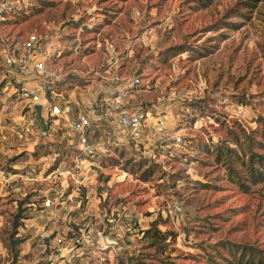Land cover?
I'll list each match as a JSON object with an SVG mask.
<instances>
[{"label": "rangeland", "instance_id": "1", "mask_svg": "<svg viewBox=\"0 0 264 264\" xmlns=\"http://www.w3.org/2000/svg\"><path fill=\"white\" fill-rule=\"evenodd\" d=\"M20 7L0 25V37L17 43L36 33L51 43L62 106L82 108L107 71L138 74L129 103L153 121L164 116L160 128L180 137L167 143L160 171L150 176L148 165L117 152L110 155L117 164L90 166L88 211L103 194L129 209L137 226L125 252L104 263L208 264L212 257L227 264L217 255H225L226 241L264 252V183L239 190L207 151L231 146L230 132L241 136L240 127L254 130L264 118V0H23ZM3 75L0 69V172L71 165L68 122L48 120L46 135L39 123L22 134L16 122L28 104L3 88ZM1 196L0 264H35L27 242L12 263L9 224L17 211ZM154 222L168 234L164 245L136 234ZM91 255L84 264L103 257Z\"/></svg>", "mask_w": 264, "mask_h": 264}, {"label": "built area", "instance_id": "2", "mask_svg": "<svg viewBox=\"0 0 264 264\" xmlns=\"http://www.w3.org/2000/svg\"><path fill=\"white\" fill-rule=\"evenodd\" d=\"M21 2L0 0V25L9 13L21 9ZM50 44L36 33L17 43L0 37L3 88L28 104L16 122L22 134H32L38 126L35 105H41L46 132L48 120L68 122L72 164L50 165L39 173L33 169L25 174L0 172V194L11 198L16 211L22 209L15 237L20 245L27 242V253L35 255V264H84L91 254L103 256L95 263L105 264L104 260L125 252L136 228L131 211L110 204L106 195L98 197L96 211H88L89 196L83 191L93 179L89 172L95 173L90 166L116 149L134 151L160 166L167 143L179 142L180 137L160 128L164 116L153 121L150 111L129 103L130 91L140 83L138 74L107 71L97 91L68 119V107L57 98L58 77L48 63Z\"/></svg>", "mask_w": 264, "mask_h": 264}, {"label": "trees", "instance_id": "3", "mask_svg": "<svg viewBox=\"0 0 264 264\" xmlns=\"http://www.w3.org/2000/svg\"><path fill=\"white\" fill-rule=\"evenodd\" d=\"M31 6L29 5L27 8L31 9ZM20 11L23 12V9ZM38 123H40L39 120ZM257 123L258 126L254 130L240 127L241 136L235 132H230L229 141L232 144L231 146L221 143L215 145L212 151L207 148L208 152L214 154V160L223 165L229 181L243 192H247L251 186L264 183V118L259 117ZM41 133L46 135V131L42 132L41 130ZM114 152L119 155H128L134 161H137L139 167L141 164L148 165L149 167L145 171L148 172L147 176L160 171L157 164L149 162L145 157L137 156L134 151L116 149ZM112 158L110 155H106L98 160L101 163L111 160L117 164V160H112ZM21 211V208H17V212L12 213V219L9 224L8 252L12 263L17 260L20 252V240L15 237V233L19 225ZM134 227L137 228L136 223H134ZM137 232L141 233L143 238H148L153 246L164 245L168 239V234L160 231L156 222L152 223L150 228L138 229ZM222 248L226 250L227 254L223 255L222 252H217V255L225 260L227 264H264V252L258 248L228 241L222 243ZM206 261L208 264H221L212 257H209Z\"/></svg>", "mask_w": 264, "mask_h": 264}, {"label": "water", "instance_id": "4", "mask_svg": "<svg viewBox=\"0 0 264 264\" xmlns=\"http://www.w3.org/2000/svg\"><path fill=\"white\" fill-rule=\"evenodd\" d=\"M34 110H35L36 116H37V118H38V120L40 122V125H41V128H42L41 130H42V132H44L46 130L47 125L45 123L44 117L41 114V105H35L34 106Z\"/></svg>", "mask_w": 264, "mask_h": 264}, {"label": "crops", "instance_id": "5", "mask_svg": "<svg viewBox=\"0 0 264 264\" xmlns=\"http://www.w3.org/2000/svg\"><path fill=\"white\" fill-rule=\"evenodd\" d=\"M77 105L79 106V104H77ZM77 105L73 108V110H72L70 107H68V108H67L68 113L77 110V109H76V108H78ZM74 113H75V112H73V114H74ZM67 116H68V115H67ZM71 116H72V115H71ZM68 119H69V118H68Z\"/></svg>", "mask_w": 264, "mask_h": 264}]
</instances>
